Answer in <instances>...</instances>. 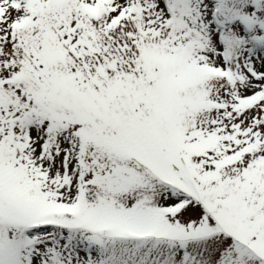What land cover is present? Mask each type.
I'll return each instance as SVG.
<instances>
[{"label": "rangeland", "instance_id": "1", "mask_svg": "<svg viewBox=\"0 0 264 264\" xmlns=\"http://www.w3.org/2000/svg\"><path fill=\"white\" fill-rule=\"evenodd\" d=\"M0 264H264V0H0Z\"/></svg>", "mask_w": 264, "mask_h": 264}]
</instances>
